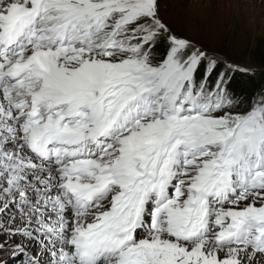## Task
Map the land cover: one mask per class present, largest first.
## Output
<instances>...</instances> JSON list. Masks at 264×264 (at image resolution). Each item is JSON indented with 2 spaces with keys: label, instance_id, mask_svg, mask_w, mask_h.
Returning a JSON list of instances; mask_svg holds the SVG:
<instances>
[{
  "label": "snow or ice",
  "instance_id": "snow-or-ice-1",
  "mask_svg": "<svg viewBox=\"0 0 264 264\" xmlns=\"http://www.w3.org/2000/svg\"><path fill=\"white\" fill-rule=\"evenodd\" d=\"M237 71L162 0H0V264H264Z\"/></svg>",
  "mask_w": 264,
  "mask_h": 264
},
{
  "label": "rangeland",
  "instance_id": "rangeland-1",
  "mask_svg": "<svg viewBox=\"0 0 264 264\" xmlns=\"http://www.w3.org/2000/svg\"><path fill=\"white\" fill-rule=\"evenodd\" d=\"M197 1L162 0V14L177 31L203 42L241 68L254 70L251 52L264 39V14L258 13L264 0H253L254 13L237 9V0H228L224 12L218 6L197 5Z\"/></svg>",
  "mask_w": 264,
  "mask_h": 264
},
{
  "label": "trees",
  "instance_id": "trees-1",
  "mask_svg": "<svg viewBox=\"0 0 264 264\" xmlns=\"http://www.w3.org/2000/svg\"><path fill=\"white\" fill-rule=\"evenodd\" d=\"M255 69L243 73L237 71L233 74L231 89L244 97L245 100H251L264 92V39L261 44H257L251 52Z\"/></svg>",
  "mask_w": 264,
  "mask_h": 264
},
{
  "label": "bare ground",
  "instance_id": "bare-ground-1",
  "mask_svg": "<svg viewBox=\"0 0 264 264\" xmlns=\"http://www.w3.org/2000/svg\"><path fill=\"white\" fill-rule=\"evenodd\" d=\"M227 1L228 0H222V3L220 5H218V8H220L219 9L220 12H224V6L228 5V4H226ZM196 3H197V5H201V4H204V3H205L204 5H206L207 4V0H198ZM235 3H236L235 6L237 7V9H240V10H243V11L252 10V12L254 13L253 0H244V1H238L237 0ZM205 8H203V10ZM209 12H210V10H209ZM258 13L259 14H264V8L262 10H260Z\"/></svg>",
  "mask_w": 264,
  "mask_h": 264
}]
</instances>
